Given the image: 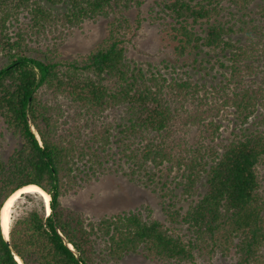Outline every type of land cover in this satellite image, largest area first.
I'll return each mask as SVG.
<instances>
[{"label": "trees", "instance_id": "trees-1", "mask_svg": "<svg viewBox=\"0 0 264 264\" xmlns=\"http://www.w3.org/2000/svg\"><path fill=\"white\" fill-rule=\"evenodd\" d=\"M142 2L0 0V121L19 143L6 159L0 151V264H123L131 255L196 264L232 251L237 264H264V115L248 128L264 110V0H155L151 18L174 54L160 66L127 54L122 24L132 27L128 13ZM110 17L87 55L61 57L68 31ZM214 70L220 79L207 82ZM111 114L113 123L101 120ZM114 144L151 182L165 169L176 186L162 181V197L180 189L187 207L163 201L162 221L142 209L91 219L63 205L79 180L102 173ZM29 185L49 194L51 211L39 192L23 193L40 201L12 217L8 242L2 207Z\"/></svg>", "mask_w": 264, "mask_h": 264}, {"label": "rangeland", "instance_id": "rangeland-1", "mask_svg": "<svg viewBox=\"0 0 264 264\" xmlns=\"http://www.w3.org/2000/svg\"><path fill=\"white\" fill-rule=\"evenodd\" d=\"M154 1L155 0H143L140 6H136L130 10L128 15L132 27L124 23L122 24L121 31L124 33L123 35L127 41V54L130 59L140 63L152 62L160 66L163 59L173 60L174 54L172 45L167 44L168 38L166 32L163 30L164 26L158 24L159 21L151 18L152 12L150 9ZM115 18L116 17L85 20L80 26L73 27L72 30L68 31L65 41L59 44L61 57L67 60L87 55L96 44L106 36L108 32V23ZM139 22L140 26L137 27L136 25ZM119 23V21H116V26H119ZM163 36H165V38H163ZM188 61L191 62L190 60ZM6 62L7 58L0 57V66ZM184 69L194 74L196 78L201 77L203 74V72L198 71L192 65ZM215 73L218 77L217 80H219L221 74L215 70L210 75H206L208 77H206L205 80L211 82V75ZM48 97L50 96L48 95L47 98ZM60 102L63 105V109L66 111L65 117L61 120H70L71 118L68 116L70 112L69 108H67L64 100L60 99ZM263 115L264 110H262L261 115L260 113L258 114L254 122L248 124V128L253 130L257 126H263L258 123L259 120L263 118ZM108 117L109 116H104L101 120L105 122L111 121L113 123V114H111L109 118ZM233 127L231 123L222 128V138L226 142L234 137L233 132L235 131ZM87 131L89 132L90 129ZM179 133L192 137L194 131L180 130ZM18 145V140L7 132L3 127V123L0 121V151L3 158L6 159ZM102 159L104 162L103 166H105L104 170H101L102 173L92 177L86 182L79 180V185L67 191L61 197L63 205L80 210L91 219H98L101 216H110L124 210L142 209L144 214L148 213L150 210L152 217L162 221H166L167 219L162 205L163 201H167V204L168 202H175L177 207H187L188 201L182 197L180 189L174 190L178 195L171 199L170 196L165 198L162 197V193L165 191V189L162 188V181H169V187L176 186L175 183L171 184V178L166 177L167 172L165 169L155 176L154 182L150 181L145 171L133 173L132 163H130L122 153H119L117 144H114L113 150L110 152V156H108V161L105 162L104 158ZM172 174L174 173L172 172L171 175ZM39 201V196L30 199L20 196L13 206L11 220L12 217L14 220L16 217L23 216L26 211L37 206ZM175 226L178 227V231L189 235L187 225L176 223ZM237 261V256L232 251L226 256L218 254L207 259L198 256L196 264H237ZM123 264H175V262L162 260L151 261L140 255H131L123 261Z\"/></svg>", "mask_w": 264, "mask_h": 264}, {"label": "bare ground", "instance_id": "bare-ground-1", "mask_svg": "<svg viewBox=\"0 0 264 264\" xmlns=\"http://www.w3.org/2000/svg\"><path fill=\"white\" fill-rule=\"evenodd\" d=\"M41 187L36 185H29L25 186L18 191H16L11 197L6 201L3 209L1 210V217H2V225H3V231L8 236L9 235V229H10V220H11V212L13 209V206L17 199L20 198V196L25 192H39L45 199V202L48 207V211H50V196L47 192L40 189ZM17 259L20 261V259L17 257ZM24 264L23 261H20V264Z\"/></svg>", "mask_w": 264, "mask_h": 264}, {"label": "water", "instance_id": "water-1", "mask_svg": "<svg viewBox=\"0 0 264 264\" xmlns=\"http://www.w3.org/2000/svg\"><path fill=\"white\" fill-rule=\"evenodd\" d=\"M40 189H42V188H40ZM42 190H43V189H42ZM10 197H11V196H10ZM8 199H9V198H8ZM8 199H7V200H8ZM7 200H6V201H7ZM4 205H5V204H4ZM3 207H4V206H3ZM3 207H2V209H3ZM1 223H2V217H1ZM2 230H3V225H2ZM3 233H4V231H3ZM4 235H5V238L7 239V241L9 242V239H10V238H9V235L7 236L5 233H4ZM70 247L73 249V246H72L71 244H70ZM18 258L20 259V261H22V259H21L19 256H18ZM18 261H19V260H18ZM20 261H19V262H20ZM21 264H22V263H21Z\"/></svg>", "mask_w": 264, "mask_h": 264}, {"label": "clouds", "instance_id": "clouds-1", "mask_svg": "<svg viewBox=\"0 0 264 264\" xmlns=\"http://www.w3.org/2000/svg\"><path fill=\"white\" fill-rule=\"evenodd\" d=\"M45 206H46V204H45ZM49 207H50V204H49ZM50 211H51V209H50ZM50 211H48V207L46 206V212H47V215L50 213ZM17 258V257H16ZM18 260V259H17ZM20 263V262H19Z\"/></svg>", "mask_w": 264, "mask_h": 264}]
</instances>
